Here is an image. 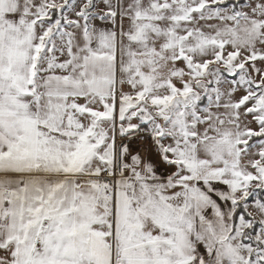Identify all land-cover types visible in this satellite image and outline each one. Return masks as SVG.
Masks as SVG:
<instances>
[{
  "label": "snow or ice",
  "instance_id": "obj_1",
  "mask_svg": "<svg viewBox=\"0 0 264 264\" xmlns=\"http://www.w3.org/2000/svg\"><path fill=\"white\" fill-rule=\"evenodd\" d=\"M0 264H264V0H0Z\"/></svg>",
  "mask_w": 264,
  "mask_h": 264
}]
</instances>
